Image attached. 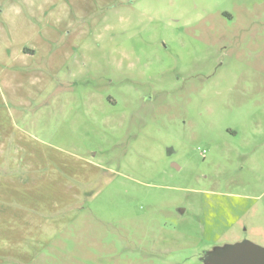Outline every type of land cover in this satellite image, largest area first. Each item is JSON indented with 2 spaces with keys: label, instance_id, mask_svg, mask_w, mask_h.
Listing matches in <instances>:
<instances>
[{
  "label": "rangeland",
  "instance_id": "obj_1",
  "mask_svg": "<svg viewBox=\"0 0 264 264\" xmlns=\"http://www.w3.org/2000/svg\"><path fill=\"white\" fill-rule=\"evenodd\" d=\"M244 245L264 249V0H0V264Z\"/></svg>",
  "mask_w": 264,
  "mask_h": 264
},
{
  "label": "water",
  "instance_id": "obj_2",
  "mask_svg": "<svg viewBox=\"0 0 264 264\" xmlns=\"http://www.w3.org/2000/svg\"><path fill=\"white\" fill-rule=\"evenodd\" d=\"M241 251H244L247 254V257H245V259H247V262L245 264H264V249L255 248L251 245H244L242 247H239L237 257L239 256ZM232 255L233 252H231L230 256H228L227 258L222 259L224 264H235L237 257Z\"/></svg>",
  "mask_w": 264,
  "mask_h": 264
}]
</instances>
